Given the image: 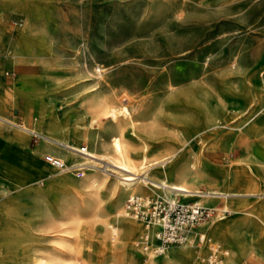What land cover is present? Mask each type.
Listing matches in <instances>:
<instances>
[{
	"label": "rangeland",
	"instance_id": "1",
	"mask_svg": "<svg viewBox=\"0 0 264 264\" xmlns=\"http://www.w3.org/2000/svg\"><path fill=\"white\" fill-rule=\"evenodd\" d=\"M17 77L39 78L51 88L43 109L46 119L52 112L66 113L74 124L75 113L84 111L78 99L81 88L87 85L96 86V94L109 100L108 105L124 104L128 116L120 115L112 122L83 112L78 122L95 133L91 148L96 156L64 157L68 165L85 163L80 175L73 169L58 171L45 160V154H73L45 141L44 147L35 148L45 132L41 134L36 125L44 128L47 120L35 118L33 101L14 88L18 86ZM245 92L250 101L243 105L235 96ZM255 92H261L264 99V0H0V111L42 135L34 141L30 134L0 120V254L8 253L20 259L17 263L24 262L30 254L25 244L42 233L41 243L53 245L51 252L62 259L76 257L84 264H130L124 248L117 247L118 228L115 240L110 238V227L106 235L96 233L94 217L99 211L85 210L88 197L82 196L79 188L87 174L111 185L115 193L101 203L104 210L98 217L110 219L117 227L113 216L119 213H114L112 201L119 190L115 182L120 173L111 164L110 152L104 153L101 145H108L115 126L131 116L137 122L134 126L124 124L121 130L125 141L146 145L151 157L184 151V160L195 162L197 169H206L197 182L204 191L217 188L239 193L225 199L194 196L183 200L197 199L214 207L227 203L221 219L204 221L196 229L227 246L230 264H264V185L256 180L237 187L221 178V174L229 177L236 167L257 176L259 155L264 153V132H246L251 121L264 113V102L257 105L252 96ZM187 96L191 102L186 101ZM202 102L220 118V107L234 115L228 121L238 128L221 124L209 127L199 134L204 140L197 141L193 129L198 127L200 131L204 122L199 113ZM21 131L25 137L18 143L15 133ZM226 131L241 135L232 151L228 147L231 142H221V133ZM69 140L86 146L85 137L75 140L69 135ZM150 189L140 183L128 191L117 206L120 214L128 194L167 195L162 189ZM37 204L46 209L51 225L58 226L59 231L38 233L31 227L30 215ZM230 219L239 224L234 233L245 245L242 252L237 250L235 238L222 229ZM133 222L137 225L132 238L135 241L142 226ZM214 225H221L220 233L205 228ZM103 235L115 248L112 253L100 245ZM75 245L77 254L68 251ZM182 248L193 254L191 264H203L201 257L206 249L195 241L171 246L169 254ZM134 254L139 263L149 257L138 247ZM5 261L15 262L12 258Z\"/></svg>",
	"mask_w": 264,
	"mask_h": 264
},
{
	"label": "bare ground",
	"instance_id": "2",
	"mask_svg": "<svg viewBox=\"0 0 264 264\" xmlns=\"http://www.w3.org/2000/svg\"><path fill=\"white\" fill-rule=\"evenodd\" d=\"M185 52H187V54L191 53L190 50H187ZM16 80H17L18 86L14 87V88L20 89L22 91L23 95L26 96L27 98H30L33 101L32 103H34L32 111H33V114L36 112L37 116H35V118H38L40 122L47 120L44 128L36 125L39 132L42 130H44L45 132L43 133V137H42L43 139L41 141H39V143L35 146V148L41 149L43 147L42 145H43L44 141L48 142L49 144L51 143L53 145L57 144L58 146L63 147L67 151L71 152V154H73V155H66V156H64V154H60V156H58V158H60L62 161H64L63 160L64 157H65V159L71 160L73 158V156H75L76 154L83 156L85 158H90V157L96 156V153L91 148L94 146L95 141H96L95 133H93L89 129H85L84 127H82V124L80 123L81 121L78 122V120L82 119L81 116H82L83 112L84 113L87 112V114H89L91 118H101V119L106 118V119H108V121H112V122L118 116L126 115L128 113V109L126 108V106L124 104L118 105V106L108 105V102H110L109 100H107L108 102H106L105 100L100 98L101 95L98 96L96 94V92H95L96 88H97L96 86H94V85L88 86L87 85V86L81 88L83 93L81 94L80 98L78 97L79 98L78 103L81 105V107L84 109V111L83 112L78 111L75 113L76 114V122L74 124H71V121H70L71 118L66 113H62L60 115H55L52 112L50 114V116L46 119L45 112L43 109L47 103L46 93L49 92V90L51 88L48 87V85L45 83L44 80H41L39 78L22 79V78L17 77ZM190 86H191V84L189 85L188 88H190ZM204 86H206V85L204 84ZM22 87H24L25 89L22 90ZM191 91H192V89H191ZM246 92L235 96L236 99H241V101L243 102L242 103L243 105L249 104L248 102L250 101L248 98V94ZM179 93H180V90H179ZM260 93L261 92H258V93L255 92L252 95L253 98L255 97L254 99L256 100V103H258L257 105H259V104L261 105L264 102V99L261 98ZM181 94H183V93H181ZM197 94H200V93H197ZM210 95H211V93H210ZM224 95H226V94H224ZM194 96H196V95H194ZM176 97H177V95H176ZM120 100L121 101L125 100V98H121ZM173 100H175V99H173ZM207 100H209V99H207ZM210 100H212V99H210ZM186 101L191 102L192 98L187 96ZM206 103H207V101H206ZM206 103L202 102L201 107L199 108V111H200L199 113L201 115L202 120L204 121L203 124L201 123L202 124L200 126L201 130L200 131L197 130L198 127L196 129H193V130H196L194 132L196 135H198L197 141L198 140H204V139H202V136L199 134H200V132H202L203 130H205L206 128H209V127L216 126V128H217V126L221 124V126L238 128L237 126H234L233 124L230 125L231 121L230 122L228 121L229 119L233 118L234 115H230L229 113H227L225 111V109L220 107L221 108V109H219V111L221 110V118H220L219 114L216 113V111L215 112L212 111ZM218 103L220 104V102H218ZM35 107H37L38 109ZM258 110H259V108H258ZM192 112L194 113L195 111L192 110ZM232 113H233V111H232ZM239 113H241V112H239ZM127 116H128V114H127ZM196 117H197V115H196ZM256 117L257 118H255L251 121V124L249 125L246 132L247 131L250 132L252 130L253 131L258 130V131L264 132V113H261V114H259V116H256ZM237 118H238V116H237ZM135 119L136 118H132L131 116H129V118L126 119V122L124 124H127L129 126H134V124L137 122L136 121L137 119L136 120ZM0 120L3 122H8V123L12 124L13 126H15L16 128L23 130L26 133L28 132L29 128L26 127L25 123H22L20 125H16L17 122H15V120H11V119L4 117L1 113V111H0ZM182 120H184V119H182ZM195 120L197 121L196 118H195ZM181 122H183V121H181ZM124 124H117L115 126L116 131H113L115 133L110 135V140H109L108 145H105V144L101 145V148L104 151V153L110 152V154L112 156L111 164L114 167H116L117 171L120 173V177H118L116 179L118 182L117 181L115 182L116 185L117 184L120 185L119 190L115 194V198L112 201L114 213H119V214H116L113 216L114 221L117 223V227L110 221V219L101 220L98 217V215L99 216L101 215V210L103 209V207L101 206V203L104 200H109L112 192H114L111 185H107L103 181H99L97 177L87 174L82 179L83 183L80 185V188H79V191L82 194V196L84 194V195H87V197H88L89 204L87 205L85 210H87V212H93L94 211L96 214L99 211L98 215L94 217V219L97 222V224H95L96 225V233L98 235H101L104 232L106 235L107 234V228L110 227V234H111L110 238L113 239L115 237V235L117 234L116 228H118L121 233L119 235V242L117 244V247L119 246L120 248L121 247L124 248L130 264H191L192 259H193V254L191 253V251L189 249H185V248L184 249L183 248L182 249H173L172 255L169 254V251L166 255H154V254L147 255L149 257H147V259L144 260L143 263H139L137 261V258L134 254L135 251H137V247H136L135 241L134 240L132 241L133 234L137 230V225L133 222L134 219L125 215V211L120 214V212L118 211L119 209H117L118 208L117 206L121 202L124 195L128 191L136 189L140 183L143 185H147L151 189H154V188L155 189H162L167 194V196L179 195L182 197H191V198L194 196H198L200 198H211V197H217V198H219V197L224 198L225 197V198H227L228 195H237L239 193L225 192L222 190H217V188L216 189L212 188L210 190L204 191L200 186H198L199 184H197V182H198V178L200 176V173H205L206 169L203 168V171H202V169H199V168L197 169L195 162L184 160L183 157H184L186 152L177 150L175 152H168L164 156H161V157H158V155L151 157L148 155V149L146 148V145L144 147H140L137 144H133V143H130V142H127L124 140L123 133L121 130L124 128V126H125ZM207 131H209V130H207ZM24 132L21 131V132L15 133V137L19 140L18 143L20 141L24 140V137H25V135L23 134ZM40 133L42 134V132H40ZM69 135H72L75 138V140L78 139L79 137H85L86 146H83L84 151H80V149L82 147L81 145H77L75 141L69 140ZM203 137H204V135H203ZM240 137H241V135H238L235 131H228V132L226 131L224 133H221V142H225V141L231 142V143H229L228 147L232 151V150L236 149V147H237L236 145L239 143ZM250 145H251V143H250ZM159 147L165 149V147H163V146H159ZM23 154H25V152ZM161 154H162V152H161ZM31 156H33V155H31ZM33 157H35V156H33ZM259 159L264 160V153H261V155H259ZM261 160L258 161V164L256 166V174H257L256 177L254 175L252 177L249 173L246 172V170L245 171L243 170L244 168L236 167L235 169H233V171L229 177H227L225 174H221V178L223 181H225V183H231L232 185H235L237 187L245 186V185L249 184L250 182H254L256 180L264 185V163H263L264 161L262 162ZM84 164L85 163H83V162H73L70 166L84 168V166H83ZM42 166L46 167V165H42ZM42 166L39 167L38 169L42 170L43 169ZM149 170H151L150 173L148 172ZM206 174H208V172ZM209 175L214 177L212 174H209ZM70 182H73V180H71ZM77 191H78V189H77ZM224 207L227 208V203H225ZM82 213H84V211ZM30 219H31L30 220L31 222H29V223L31 224V227L33 229H35L36 231H38V233H39V231H41L43 233H47L49 231H51V232L59 231L57 228L58 226H52L51 225V223L49 221L50 218L47 217L46 209L42 208L39 204H37L34 207L33 212L30 215ZM73 220L74 219H72V221ZM237 225H239V224H236V222L233 219H230L228 222H225L223 224L222 229H225V231L230 233L235 238V246L239 252H242L245 249V245L242 243V241L234 233L235 227L239 228V226H237ZM205 228L207 229V231H209L211 233H220L221 232V225L220 226L214 225V226H209V227H205ZM39 237L40 238L32 237L31 241L30 242L28 241L29 243L25 244L26 249H28L30 254H28L29 256L26 257L24 262L17 263L18 261H20L19 258H16L15 256L10 257V254L5 253V254H0V264H8L5 261V259L8 260L11 258L13 259V261H15L14 263H11V264H84V262L82 260H79L76 257L73 260H71V259L65 260L64 258L62 259L58 255L51 252L52 249L54 248L53 245H46L47 244L46 242H43L45 244L41 243L43 240V239H41L42 233H39ZM136 238H137V235H136L135 239ZM114 240H115V238H114ZM21 241H22V239H21ZM99 243L103 247V249L108 253H112V251H114V249H115L113 246H111L106 241L104 235H103V238L99 239ZM221 247L224 250H226V252H227V253H221L222 264H230L229 249L226 246H224L222 243H221ZM68 251H71V252L77 254L78 248L76 247V245L73 247L69 246ZM138 256H139V254H138Z\"/></svg>",
	"mask_w": 264,
	"mask_h": 264
},
{
	"label": "built area",
	"instance_id": "3",
	"mask_svg": "<svg viewBox=\"0 0 264 264\" xmlns=\"http://www.w3.org/2000/svg\"><path fill=\"white\" fill-rule=\"evenodd\" d=\"M28 133L34 141L42 136L34 129H28ZM80 151H84L83 146ZM44 158L58 171L73 169L76 175L82 173L80 167L70 166L52 154H45ZM179 197L161 193L127 196L125 215L140 222L142 226V231L135 239L136 246L145 256L166 255L171 246L187 245L195 241L206 249L201 257L203 264H222L221 253H227L226 250L218 240L210 238L206 232L198 231L196 227L210 219H221L227 212L225 204L214 207L196 199L187 201Z\"/></svg>",
	"mask_w": 264,
	"mask_h": 264
},
{
	"label": "crops",
	"instance_id": "4",
	"mask_svg": "<svg viewBox=\"0 0 264 264\" xmlns=\"http://www.w3.org/2000/svg\"><path fill=\"white\" fill-rule=\"evenodd\" d=\"M28 133V132H27ZM43 147H44V145H42ZM33 149H35V148H33ZM223 199H225V197L223 198ZM206 204V203H205ZM225 204V203H224ZM220 242V241H219ZM225 246V245H224ZM227 247V246H226ZM169 251V250H168Z\"/></svg>",
	"mask_w": 264,
	"mask_h": 264
}]
</instances>
